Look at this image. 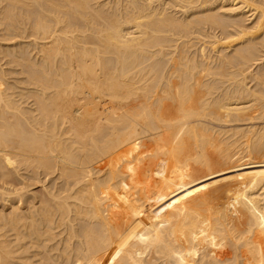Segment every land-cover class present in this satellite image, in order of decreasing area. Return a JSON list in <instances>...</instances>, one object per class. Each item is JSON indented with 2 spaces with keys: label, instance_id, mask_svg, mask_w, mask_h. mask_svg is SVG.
I'll use <instances>...</instances> for the list:
<instances>
[{
  "label": "bare ground",
  "instance_id": "1",
  "mask_svg": "<svg viewBox=\"0 0 264 264\" xmlns=\"http://www.w3.org/2000/svg\"><path fill=\"white\" fill-rule=\"evenodd\" d=\"M0 264H264V0H0Z\"/></svg>",
  "mask_w": 264,
  "mask_h": 264
},
{
  "label": "rangeland",
  "instance_id": "2",
  "mask_svg": "<svg viewBox=\"0 0 264 264\" xmlns=\"http://www.w3.org/2000/svg\"><path fill=\"white\" fill-rule=\"evenodd\" d=\"M208 182V181H207Z\"/></svg>",
  "mask_w": 264,
  "mask_h": 264
}]
</instances>
